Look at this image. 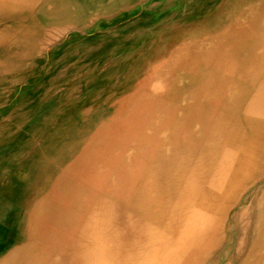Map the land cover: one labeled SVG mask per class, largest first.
I'll return each instance as SVG.
<instances>
[{
  "label": "bare ground",
  "instance_id": "1",
  "mask_svg": "<svg viewBox=\"0 0 264 264\" xmlns=\"http://www.w3.org/2000/svg\"><path fill=\"white\" fill-rule=\"evenodd\" d=\"M134 1L0 0V73L58 42L67 29ZM228 2L224 8L239 3L234 15L201 24L219 35L183 45L197 73L179 102L182 114L164 109L163 122L153 124L157 103L142 94L144 101L125 114L121 107L108 123L88 120L76 136L62 137L57 160L35 153L26 159L27 180L36 188L24 197L26 183L13 175L0 195L1 203L7 197L21 206L17 227L7 212L2 216L0 264H207L228 229L239 231L231 264H264V0ZM165 125L170 131L162 137L145 131ZM132 140L136 147L126 151ZM252 214L248 239L240 220Z\"/></svg>",
  "mask_w": 264,
  "mask_h": 264
},
{
  "label": "rangeland",
  "instance_id": "2",
  "mask_svg": "<svg viewBox=\"0 0 264 264\" xmlns=\"http://www.w3.org/2000/svg\"><path fill=\"white\" fill-rule=\"evenodd\" d=\"M173 1L161 4L160 0H138L125 8L109 11L89 21L90 24L82 29H67L65 38L48 43L43 48L45 51L42 49L33 57L23 58L24 62L12 65L14 69L11 72L0 73V195H5L7 181L13 175L26 183L22 188L24 197L33 192L36 185L30 180L28 182L29 170L25 164L32 153L40 156L41 160H57L60 154L58 142L62 137L76 136L81 125L88 120L98 118L108 123L111 113L121 107H125V114L128 107L132 108L144 101L141 99L142 94H147L145 97L157 103L156 107H152L157 110L150 120L153 124L156 121L163 122L160 119L164 109L183 113L179 102L186 98L195 79L192 74L197 73H191L184 43L194 39V36L219 35L220 29L201 28V24L205 22L210 25L215 21L211 25H217L216 20L221 13L228 19L229 15L235 14L233 11L239 3L224 8L223 5L230 3V0ZM198 46H201L200 43ZM4 50L0 46V53ZM123 127L121 123V129L124 130ZM169 127L148 126L145 131L162 137L169 133ZM52 132H57L56 137H60V140L50 141ZM136 144L135 140L130 141L129 148L125 150L133 151ZM45 148L50 150L45 152ZM114 148L117 150L119 145ZM78 149L74 143L70 149L73 156L78 153ZM98 165L103 167L104 163L99 162ZM250 197V192L244 194L248 202ZM18 208L21 210L20 204L18 207L7 197L3 203L0 202V224L7 212L6 215L11 216L10 226L17 227V217L21 213ZM235 210L237 207L232 213ZM232 221L230 218L229 222ZM240 222L248 228L242 236L250 239L254 215ZM237 230L228 229L222 233L223 244L208 258L207 264H231L234 261L239 235Z\"/></svg>",
  "mask_w": 264,
  "mask_h": 264
}]
</instances>
